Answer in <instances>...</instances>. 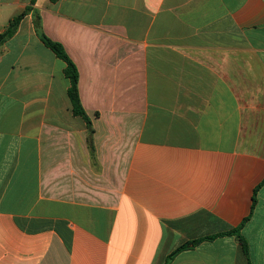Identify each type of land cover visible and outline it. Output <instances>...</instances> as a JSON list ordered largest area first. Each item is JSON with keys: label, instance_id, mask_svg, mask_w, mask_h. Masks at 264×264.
Segmentation results:
<instances>
[{"label": "crops", "instance_id": "crops-1", "mask_svg": "<svg viewBox=\"0 0 264 264\" xmlns=\"http://www.w3.org/2000/svg\"><path fill=\"white\" fill-rule=\"evenodd\" d=\"M33 8L96 159L31 13L0 47V264H264V0Z\"/></svg>", "mask_w": 264, "mask_h": 264}, {"label": "trees", "instance_id": "trees-1", "mask_svg": "<svg viewBox=\"0 0 264 264\" xmlns=\"http://www.w3.org/2000/svg\"><path fill=\"white\" fill-rule=\"evenodd\" d=\"M37 0H32L31 5L26 8V10L13 19L7 29L0 34V47H2L6 42L14 37L17 33L21 21L31 13L34 15V26L36 30V34L38 35L39 39L42 43L50 49L60 60H62L66 64V68L64 71L65 77L69 80L70 86L68 89V95L72 104V111L76 117H80L86 123L88 129V146L91 152L92 159L95 161L96 159V150L94 144V129L92 125V121L90 117L85 112L82 102L80 99V91H79V82H80V75L76 64L72 61V59L66 53L64 47L50 38H48L43 30V24L39 12L33 8ZM53 3L58 2L59 0H51ZM241 228L233 230L227 235H235L239 239L240 245L242 246L243 252L246 256H249V246L247 241L239 234ZM214 237L207 238V240H213ZM201 241H196L194 244H199ZM190 245H183L181 246L172 256L188 249Z\"/></svg>", "mask_w": 264, "mask_h": 264}]
</instances>
